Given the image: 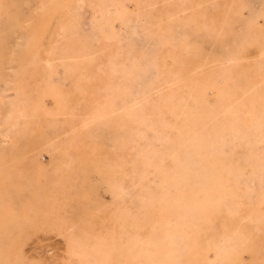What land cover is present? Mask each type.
Wrapping results in <instances>:
<instances>
[{"label":"rangeland","instance_id":"374dc122","mask_svg":"<svg viewBox=\"0 0 264 264\" xmlns=\"http://www.w3.org/2000/svg\"><path fill=\"white\" fill-rule=\"evenodd\" d=\"M203 102L242 173L186 191L217 206L172 264H264V0H0V264H109L160 235L153 163Z\"/></svg>","mask_w":264,"mask_h":264},{"label":"bare ground","instance_id":"6f19581e","mask_svg":"<svg viewBox=\"0 0 264 264\" xmlns=\"http://www.w3.org/2000/svg\"><path fill=\"white\" fill-rule=\"evenodd\" d=\"M202 105H203L202 107L200 106L201 107L200 110L197 111L192 110L193 112H186L185 117L189 119L188 122L183 125V128L180 132V136L178 137V139L174 141L170 147L167 148V157L170 160V164H169L170 166L168 165L167 168L164 167L163 160L166 157L163 154L158 158L156 162L153 163L154 166L160 167V174H161L160 183L156 189L169 190L170 187H172V189L175 192L173 194H170L168 197H165V199H163V201L161 202L167 205L165 208L166 213L162 217L157 218L155 216H151V217L148 216L146 219L147 222L153 220L155 225L160 223V225H162L164 229H162L161 227L160 235L158 232L156 235L154 234L153 236H151L152 235L151 234L150 235L151 237L146 239L140 238L139 236L135 235L131 238L128 237L129 239L124 243L119 241L118 247L110 255L111 257L109 264H172L174 263L173 261L175 260L176 254L177 253L183 254L185 251L186 245H184L183 243H182L183 245H180L182 239H178V238L180 237L179 233L181 230L186 231V229H184L182 226L185 225L186 226L185 228H187V226L191 224L190 212L192 211L195 212L196 210L199 209L200 206H202V204L203 205L207 204L208 206L209 205L217 206V202H214L210 199L206 200L205 202L202 200L203 196L200 194L201 193L204 194V192L201 191V189L199 190L200 194L196 193L194 195L195 198L190 195H187L188 193L186 191L189 192L191 190H195V188H193L194 187L193 185L197 183L198 181L197 177L202 176V174H205L204 176L206 179H210V180H205L204 181L205 183H209L212 185L213 184L226 185V182L229 177H238L242 173L240 169L241 166L240 167L239 166L233 167V165L225 166V163L221 164L219 162L220 159L217 160V155L224 152L223 147L229 141H227L226 139L221 140V138L219 137V130H222L223 125L212 123L211 126H209L210 125L209 124L207 127L208 121H213L218 119L219 111L216 108L219 107L214 105V103L209 104L207 102H203ZM228 109L231 108L227 106L223 108V110L225 111H228ZM197 120L202 121V123L195 124V121ZM251 124H252L251 122H248V126H251ZM226 127H230V126H226ZM159 137L162 138L164 136L159 135ZM181 145L186 146L183 153H181L180 151ZM231 152H233L232 149ZM231 152L229 153V156H233L230 155L232 154ZM236 152L237 151L235 150V155ZM261 155L263 156V154ZM193 157H197L198 163L196 165L193 164L191 160V158ZM171 169H173L174 172L171 173L170 172ZM261 170L264 172V165L261 168ZM204 171L206 173H203ZM105 176L112 188V192L115 195L118 194L121 185L112 183L111 181L112 173L108 174V172L106 171ZM155 203L156 200L147 202L145 204L153 208ZM144 214L146 213L144 212ZM198 215L199 213L195 215V218L197 217L199 218ZM204 217L207 219L212 218L209 214L205 215ZM213 220L214 218L212 219V221ZM132 224L133 226L136 227L139 226L140 225L139 219L136 217L133 218ZM211 224L208 225H210L211 228H213L212 227L213 224L212 225ZM122 229H124V226ZM163 242L164 244H166L165 246L166 249L164 253L159 251V244ZM113 247L115 248V246ZM215 252L219 253L218 251ZM197 253L199 255L201 253V250L198 249Z\"/></svg>","mask_w":264,"mask_h":264}]
</instances>
